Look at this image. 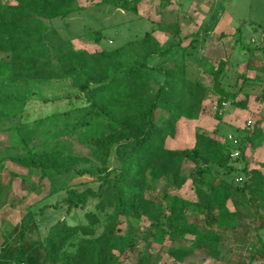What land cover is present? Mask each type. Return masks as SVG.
<instances>
[{
    "label": "trees",
    "instance_id": "obj_1",
    "mask_svg": "<svg viewBox=\"0 0 264 264\" xmlns=\"http://www.w3.org/2000/svg\"><path fill=\"white\" fill-rule=\"evenodd\" d=\"M12 1H0V134L9 139L0 150V175L10 162L28 177L13 176L47 180L51 192L27 208L28 223L14 244L0 248V264H149L151 255L141 244L165 240L173 264L196 253L221 262L227 233L242 226L250 235L247 215L256 232L264 230V174L250 169L246 156L249 146L264 142L261 121L254 131H233V139L199 131L193 148L166 145L179 135L181 121L199 119L212 92L194 78L195 62L213 81L218 135L224 105L247 110L256 92L247 86H263L256 100L264 104V65H255L261 56L248 62L257 76L237 75L233 91L229 60L214 65L197 55L199 33L184 46L189 36L180 38L178 26L163 45L147 31L118 47L89 52L76 49L52 24L86 11L77 0ZM141 2L98 0L96 6L137 13ZM160 4L165 9L171 1ZM168 25L157 28L168 32ZM253 29L264 34V28ZM103 32L91 33L95 44H102ZM237 32L242 38V29ZM253 46L264 56V47ZM56 84L73 92L47 96ZM75 141L89 152L76 153ZM186 162L195 167L194 201L174 193L189 180ZM72 178L80 180L70 183ZM162 182L169 191L158 193ZM38 189L32 182L31 190ZM60 192V200L47 203ZM257 239L243 264H264V239Z\"/></svg>",
    "mask_w": 264,
    "mask_h": 264
},
{
    "label": "rangeland",
    "instance_id": "obj_2",
    "mask_svg": "<svg viewBox=\"0 0 264 264\" xmlns=\"http://www.w3.org/2000/svg\"><path fill=\"white\" fill-rule=\"evenodd\" d=\"M0 1L5 4H13L12 0ZM77 1L80 6L86 7V11L75 14L66 20L58 19L52 22L64 38L71 40L76 49L94 52L103 47H118L131 39L133 35H143L147 31H154L156 38L163 45L167 43L178 26L181 31L180 38L189 36L187 40H184V46L189 45L192 35L199 33L196 45L198 56L208 58L214 65L221 58L229 60V84L233 91L237 75L244 74L250 79H254L257 76L255 70L248 68V62L250 59L252 61L253 56H261V62L257 61L255 64L257 68L264 65V56L259 52H254L252 49L253 45L264 47V34H258L257 36L252 34L253 27L264 28V0H170L171 4L165 9L161 8L160 0H142L137 5V13H132L122 8L98 7L96 6L98 0ZM220 17H226L230 22L228 20L227 23L226 20H223L225 23L224 27H219L214 23V20H219ZM165 21L169 24L167 27L168 32H162L157 28L158 24ZM99 29L104 31V40L101 45L95 44L90 37L93 31ZM238 29H242V38L237 35ZM222 33L225 35L224 38L220 37ZM248 46L250 50L246 51ZM191 64L192 62H190ZM192 69L195 72L194 78H198L205 83L212 92L207 96L204 110L199 117L200 120L181 121L178 125L179 135L175 140L169 139L167 141L166 145L168 148H193L196 142V134L199 131L207 136H216L221 141L229 140L230 137L233 139L234 132L231 129L232 127L236 128L238 126L247 131H254L256 123L264 121V104L256 100V96L260 94L263 86L260 84L247 86L248 90L256 87L255 94L249 99L247 112H242L243 110L238 109L231 103L226 104L224 119L226 122L229 121V128L223 126L220 128L219 134H215L219 127V121L215 118V105L218 97L212 89L213 81L209 75L204 73L203 66L198 61L193 64ZM259 77L264 81L263 73ZM240 83L242 81L239 82V86ZM72 92L73 90L69 86L56 84L48 89L47 96L64 97ZM243 98L241 96L239 99ZM259 130L261 131V128ZM8 140L5 133L0 134V150H5L9 143ZM263 145H261L263 148L260 153L264 152ZM73 146L76 153L86 155L89 152L77 141H75ZM253 157L252 154V169L262 171L261 173L264 174V167L259 162L253 161ZM237 168L241 169L240 166H237ZM194 170L195 167L192 163H185L183 173L189 180L182 190L174 192L176 195L192 201L196 199L193 188ZM15 174L28 177L27 171L24 169L10 162H5L4 169L0 175V189H2L0 194V248L6 244H14L28 223L27 208L41 201L51 192L50 183L47 180L40 183L37 177L32 176L28 181L23 182L20 177L13 176ZM79 180L72 178L69 182L75 183ZM32 182L39 184L38 191L31 190ZM168 187L167 183L162 182L156 192H168ZM63 196L64 192H60L48 199L47 203L54 205ZM229 207L232 208L233 205L230 203ZM243 214L247 215L249 213L244 210ZM249 216L245 217L247 220L245 225L249 226L250 224V235L248 237L244 235V227L242 226L235 231L227 233L222 244L225 254L221 262H214L204 253H196L183 264L245 263L248 257L249 244L251 242L257 243V237L264 239V230L256 232V225H254L253 220ZM146 224L148 225V223L143 225ZM123 228L125 229V226ZM170 246L171 243L168 240H165L162 244H141V247L151 255L152 259L149 264H173V260L167 254Z\"/></svg>",
    "mask_w": 264,
    "mask_h": 264
},
{
    "label": "crops",
    "instance_id": "obj_3",
    "mask_svg": "<svg viewBox=\"0 0 264 264\" xmlns=\"http://www.w3.org/2000/svg\"><path fill=\"white\" fill-rule=\"evenodd\" d=\"M223 20H226L227 21V23H228V20L229 19H227L226 17H224V18H222V17H220L219 18V20L218 19H216V20H214V23H216L217 24V26H222V27H224L223 25L225 24L224 22H223ZM232 21V20H231ZM229 22H230V20H229ZM252 34H254V36H257L259 33L258 32H255L254 31V29L252 28ZM223 34V33H222ZM221 34V35H222ZM220 35V36H221ZM250 101V100H249ZM249 105V104H248ZM226 110V108L224 109V111ZM242 112H247V110H243ZM224 113V112H223ZM200 119H198V120H195V121H199ZM223 126L224 127H228L229 128V121H225V119H224V114H223ZM258 122H260V121H258ZM262 123H261V126H260V128H261V131L263 132V134H264V121H261ZM232 129V131H236V130H241V131H243V130H246V129H244V128H240V127H236V128H231ZM263 145V144H262ZM264 146V145H263ZM262 148L263 147H261L260 146V148H255V149H252V146H249V148H248V150H247V159H248V162L250 163V165H249V168L250 169H252V154H253V161H257V162H259L260 163V165L262 166V167H264V152L263 153H260L261 151L260 150H262ZM262 172V171H261Z\"/></svg>",
    "mask_w": 264,
    "mask_h": 264
},
{
    "label": "built area",
    "instance_id": "obj_4",
    "mask_svg": "<svg viewBox=\"0 0 264 264\" xmlns=\"http://www.w3.org/2000/svg\"><path fill=\"white\" fill-rule=\"evenodd\" d=\"M226 105H224V107H225ZM230 139H232L231 137H230Z\"/></svg>",
    "mask_w": 264,
    "mask_h": 264
}]
</instances>
